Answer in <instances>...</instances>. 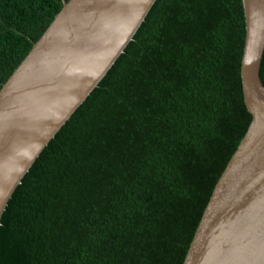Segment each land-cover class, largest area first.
I'll return each instance as SVG.
<instances>
[{
	"label": "trees",
	"instance_id": "1",
	"mask_svg": "<svg viewBox=\"0 0 264 264\" xmlns=\"http://www.w3.org/2000/svg\"><path fill=\"white\" fill-rule=\"evenodd\" d=\"M61 8L0 0V88ZM244 39L241 0H157L12 193L0 264H182L251 121Z\"/></svg>",
	"mask_w": 264,
	"mask_h": 264
},
{
	"label": "water",
	"instance_id": "2",
	"mask_svg": "<svg viewBox=\"0 0 264 264\" xmlns=\"http://www.w3.org/2000/svg\"><path fill=\"white\" fill-rule=\"evenodd\" d=\"M157 0H62L0 88V220L15 188L98 86ZM250 124L216 181L182 264H264V0H241Z\"/></svg>",
	"mask_w": 264,
	"mask_h": 264
}]
</instances>
